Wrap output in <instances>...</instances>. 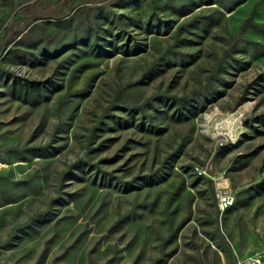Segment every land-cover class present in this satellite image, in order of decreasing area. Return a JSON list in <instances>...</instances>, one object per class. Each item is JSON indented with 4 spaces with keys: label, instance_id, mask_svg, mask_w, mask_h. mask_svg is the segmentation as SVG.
<instances>
[{
    "label": "rangeland",
    "instance_id": "rangeland-1",
    "mask_svg": "<svg viewBox=\"0 0 264 264\" xmlns=\"http://www.w3.org/2000/svg\"><path fill=\"white\" fill-rule=\"evenodd\" d=\"M239 1L0 0V264H238L264 248V0ZM12 76L51 85L48 101L13 99ZM221 184L248 205L221 214Z\"/></svg>",
    "mask_w": 264,
    "mask_h": 264
},
{
    "label": "trees",
    "instance_id": "trees-1",
    "mask_svg": "<svg viewBox=\"0 0 264 264\" xmlns=\"http://www.w3.org/2000/svg\"><path fill=\"white\" fill-rule=\"evenodd\" d=\"M64 1V5L68 8H70V10H73L74 8H76L79 5H85V4H98V3H103L107 0H63ZM241 1V0H240ZM239 1V2H240ZM228 9H232L231 7H229ZM179 13L181 16H185V15H189L193 10L191 8L188 7H182L179 10ZM58 16V15H56ZM61 18V17H58ZM249 21L251 22V19H249ZM253 24V22H252ZM148 29H153L152 27L149 28L148 25ZM180 29V27H179ZM97 46V48L99 49V51L97 53L103 54L107 57H111L113 54L110 50L107 49H102L101 45H93L92 50ZM116 48L118 49V45H116ZM127 52L129 50H126ZM234 61H236L237 63H240L238 60H236L235 58L233 59ZM5 86L7 88V92L9 93V95L16 100H19L25 104H28L30 106H38L40 104H42L45 101H48L49 99V95L52 92L51 89V85H47L45 81H40V80H29L26 78H22L20 76H12L10 77H6L5 78ZM52 84V83H51ZM54 84V83H53ZM52 84V85H53ZM55 85H53L54 87ZM175 101H177V104L182 102L183 105V99H176ZM189 114H191L192 117H197V115L199 114V109L196 106H191L189 108H187V111H181L179 112L178 115H171V118H173L176 121L179 122H184L188 120ZM257 119H260V121L264 122V115L258 116ZM188 142L186 140L183 141V143L181 144V146L177 149L176 152H174L173 154L170 155V157L167 159H172L173 162L175 161L176 157L179 156L182 147L187 144ZM248 164V160H245L242 162L243 167L247 166ZM95 181V179H94ZM101 182H105V176H103L101 178ZM213 190V189H212ZM214 194V191H213ZM248 200H236V204H240V206H246L248 205ZM8 203H2L0 204V207H3L5 205H7ZM234 208V206H232L231 208H229L227 210V212H229L230 210H232ZM47 255L45 256V259H47Z\"/></svg>",
    "mask_w": 264,
    "mask_h": 264
},
{
    "label": "built area",
    "instance_id": "built-area-1",
    "mask_svg": "<svg viewBox=\"0 0 264 264\" xmlns=\"http://www.w3.org/2000/svg\"><path fill=\"white\" fill-rule=\"evenodd\" d=\"M216 197L221 214L226 212L236 202V195L228 184H221L218 187ZM238 264H264V248L240 260Z\"/></svg>",
    "mask_w": 264,
    "mask_h": 264
},
{
    "label": "crops",
    "instance_id": "crops-1",
    "mask_svg": "<svg viewBox=\"0 0 264 264\" xmlns=\"http://www.w3.org/2000/svg\"><path fill=\"white\" fill-rule=\"evenodd\" d=\"M235 204H236V202H235ZM235 204H234V205H235ZM234 205H233V206H234Z\"/></svg>",
    "mask_w": 264,
    "mask_h": 264
}]
</instances>
